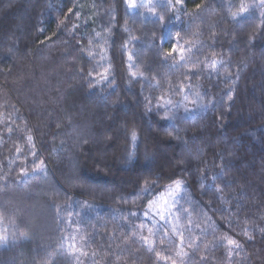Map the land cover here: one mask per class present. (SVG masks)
<instances>
[{"label": "trees", "instance_id": "1", "mask_svg": "<svg viewBox=\"0 0 264 264\" xmlns=\"http://www.w3.org/2000/svg\"><path fill=\"white\" fill-rule=\"evenodd\" d=\"M154 3L0 0V264H264V6Z\"/></svg>", "mask_w": 264, "mask_h": 264}, {"label": "snow or ice", "instance_id": "2", "mask_svg": "<svg viewBox=\"0 0 264 264\" xmlns=\"http://www.w3.org/2000/svg\"><path fill=\"white\" fill-rule=\"evenodd\" d=\"M182 2H183V0H176V3H182ZM124 3L126 4V6L129 9H132V10L138 9L140 7H148L149 8V12L153 13V14H154L155 7L158 6L157 3H154V0H141V2L139 4H137L136 0H124ZM170 3H171V0H169V5H170ZM259 6H264V0H259ZM252 7H255V5H250V4L242 2L240 7H239L238 12L232 13L233 19H239V18L243 17L245 14L249 13L250 8H252ZM69 12L71 13L72 9H69ZM157 22L163 24L164 23V17L158 16L157 17ZM125 31H127V29H125ZM96 36L99 37L100 33H96ZM176 37L177 38L179 37V33L176 34ZM133 39H135V38H133ZM89 43L91 44V41ZM125 47H127V45H125ZM102 51H103V49H102ZM176 52H177V49H176L175 45H173V47L169 51L168 55L169 56L175 55ZM88 55L91 57L93 55V52L91 50H89ZM180 58H181V60L185 59V57L183 55H181ZM129 61H130V67L134 66L133 64H131V61H132V56L131 55L129 56ZM132 76L135 78L136 74L132 73ZM102 78L105 79V80L107 79L106 77H102ZM197 95H199V94H197ZM168 103H171V101H169ZM194 103H195V101H194ZM160 107L163 108L162 105ZM132 138H133V140L136 139L135 133H133ZM176 186H177V188H179L180 187V182L177 181L176 182ZM147 190L148 189L146 188L145 191H147ZM227 243L229 245L235 247V248H239L240 247V245L237 243V241L232 240V239H228Z\"/></svg>", "mask_w": 264, "mask_h": 264}, {"label": "rangeland", "instance_id": "3", "mask_svg": "<svg viewBox=\"0 0 264 264\" xmlns=\"http://www.w3.org/2000/svg\"><path fill=\"white\" fill-rule=\"evenodd\" d=\"M33 209H36V208H32V210ZM45 215L46 214H43L41 212L39 213L36 212V210H33L30 212V219L32 220V223L37 225L39 230L43 232L47 231V228H48V223H47L48 221L47 219L45 220V218H47L46 217L47 215L46 216Z\"/></svg>", "mask_w": 264, "mask_h": 264}]
</instances>
